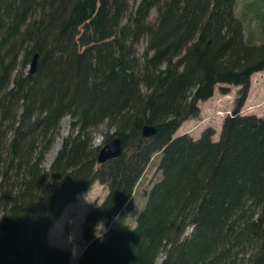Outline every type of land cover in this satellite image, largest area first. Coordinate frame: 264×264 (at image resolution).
Here are the masks:
<instances>
[{
    "label": "trees",
    "instance_id": "16d2710c",
    "mask_svg": "<svg viewBox=\"0 0 264 264\" xmlns=\"http://www.w3.org/2000/svg\"><path fill=\"white\" fill-rule=\"evenodd\" d=\"M239 8L0 0V264H69L48 232L95 182L106 191L83 217L73 264H155L159 254V264H264V116L239 113L250 76L264 70V0ZM216 86L237 87L217 139L210 125L175 134ZM64 116L68 131L46 167ZM144 125L155 132L142 135ZM116 135L120 154L99 163ZM149 166L134 225H112Z\"/></svg>",
    "mask_w": 264,
    "mask_h": 264
},
{
    "label": "rangeland",
    "instance_id": "374dc122",
    "mask_svg": "<svg viewBox=\"0 0 264 264\" xmlns=\"http://www.w3.org/2000/svg\"><path fill=\"white\" fill-rule=\"evenodd\" d=\"M249 0H237V6L243 7L244 2ZM239 8V10H240ZM250 76V83L257 86L254 96L249 100L244 101L240 112L242 113H254L258 116H264V70L253 73ZM227 93H221L218 90V86L215 87L213 95L205 102L199 104L200 113L195 118H188L179 126L175 134L188 133L194 137H197L202 129L208 125L215 128L214 140L217 139L219 128L221 125L223 115H220V111L232 110L233 102L236 96L237 87L229 86ZM69 116H64L60 120L59 135L55 137L54 141L50 145L49 149L44 155V166H48L53 159L56 150L58 149L61 137L67 133L69 128ZM102 141V136L99 134L94 135L93 143L99 144ZM154 167H148L143 175L141 183L138 185L137 190L132 198V202L129 208L122 211L112 221L114 226H122L123 228L130 229L134 225V217L136 212L143 207L144 204V186L150 184L149 180L153 176ZM105 187L95 182L89 189L83 194L77 196L72 200L62 211L60 216L56 219L48 232L49 244L69 250V264H73L78 254L80 253L84 240L81 236V222L85 213L93 206L94 202L100 201L105 194ZM100 227V226H99ZM98 227V228H99ZM188 228L186 232L188 233ZM162 254H159L155 264H159L162 259Z\"/></svg>",
    "mask_w": 264,
    "mask_h": 264
},
{
    "label": "water",
    "instance_id": "95a60500",
    "mask_svg": "<svg viewBox=\"0 0 264 264\" xmlns=\"http://www.w3.org/2000/svg\"><path fill=\"white\" fill-rule=\"evenodd\" d=\"M36 57L34 56L28 69L29 71H33L35 67ZM155 132V129L152 126L144 125L142 127V135L150 136ZM121 151V138L116 135L102 144L97 153V161L102 163L107 159L116 157L120 154Z\"/></svg>",
    "mask_w": 264,
    "mask_h": 264
},
{
    "label": "clouds",
    "instance_id": "9594fccd",
    "mask_svg": "<svg viewBox=\"0 0 264 264\" xmlns=\"http://www.w3.org/2000/svg\"><path fill=\"white\" fill-rule=\"evenodd\" d=\"M98 225L100 226L99 228H98ZM104 230H105V225H104L103 221L98 222V223L95 225V228H94V235H95L96 237H101L102 234H103V231H104Z\"/></svg>",
    "mask_w": 264,
    "mask_h": 264
},
{
    "label": "crops",
    "instance_id": "0c3cea01",
    "mask_svg": "<svg viewBox=\"0 0 264 264\" xmlns=\"http://www.w3.org/2000/svg\"><path fill=\"white\" fill-rule=\"evenodd\" d=\"M255 73H257V72H255ZM253 75H255V74H252L251 75V77L253 76ZM256 88H257V86H255V85H253V82L252 83H250V87H249V90H248V94H247V97H246V101L247 100H249L250 98H252V96H254V93H255V91H256ZM214 93V92H213ZM209 99V98H208ZM203 102H205V101H203ZM70 203V202H69ZM68 203V204H69ZM67 204V205H68ZM66 205V206H67ZM66 209V208H65ZM74 263V262H73Z\"/></svg>",
    "mask_w": 264,
    "mask_h": 264
},
{
    "label": "built area",
    "instance_id": "2783aa9c",
    "mask_svg": "<svg viewBox=\"0 0 264 264\" xmlns=\"http://www.w3.org/2000/svg\"><path fill=\"white\" fill-rule=\"evenodd\" d=\"M230 113H231L230 110H225V111H220V112H219V114H220V115H223V116L226 115V114H230Z\"/></svg>",
    "mask_w": 264,
    "mask_h": 264
}]
</instances>
